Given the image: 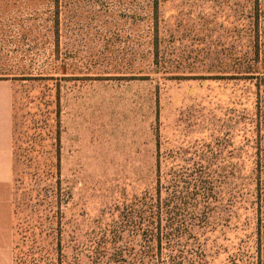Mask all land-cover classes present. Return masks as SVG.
<instances>
[{
  "label": "rangeland",
  "instance_id": "rangeland-1",
  "mask_svg": "<svg viewBox=\"0 0 264 264\" xmlns=\"http://www.w3.org/2000/svg\"><path fill=\"white\" fill-rule=\"evenodd\" d=\"M247 1L0 0V80L12 85L16 155L0 200V264H107L84 250L133 200L143 220L126 229L118 264H258L256 215L235 211L257 208L264 146L226 148L237 123L215 124L233 111V122H254L264 102V66L225 65L250 45ZM44 127L48 139L38 135ZM41 139L45 161L28 153ZM163 168L228 169L205 176V212L188 205L162 227L157 248L148 212L158 191L167 211L180 191Z\"/></svg>",
  "mask_w": 264,
  "mask_h": 264
},
{
  "label": "trees",
  "instance_id": "trees-1",
  "mask_svg": "<svg viewBox=\"0 0 264 264\" xmlns=\"http://www.w3.org/2000/svg\"><path fill=\"white\" fill-rule=\"evenodd\" d=\"M246 11L248 13V21L244 20L242 25L244 28L249 27L252 32L250 45L241 46L242 50L237 52L234 60L231 58L226 59L225 65L232 66V71L234 73H245L248 71H254V68L258 65L264 66V4L260 0H250L246 2ZM60 22L59 13H56V21L55 25L58 28ZM246 47V54L248 56H241L243 52V48ZM243 67V68H242ZM264 87V77H261L259 80L258 87ZM235 99H232L231 104L229 105L233 109L240 108ZM262 107H264V102L257 99V102L254 106L255 112L253 115L254 122H246L241 121L239 118L233 122L232 116H238V112L233 111L231 116L229 114H221L218 120H215V124L222 123H237V128L233 131V137L230 138L229 144L226 145V148H234L236 146L242 145L247 142H255L257 149L260 150L262 145L264 146V111H262ZM229 111V109L227 110ZM230 118H229V117ZM263 116V117H262ZM41 118L42 115L39 114ZM32 118V117H31ZM34 118V116H33ZM14 119V118H13ZM232 120V121H231ZM228 121V122H227ZM254 124V125H253ZM47 127H44L40 130L38 135L46 134ZM221 133V132H219ZM38 137V136H37ZM47 137V134H46ZM48 139V137H47ZM47 139H41L39 142H42L40 145L37 144V141H34L32 148L28 151L34 159H39L40 161H45V149H46V141ZM157 142L159 143V139L157 138ZM56 143H59V136L56 137ZM38 145V146H37ZM39 148V149H38ZM160 149V146L158 147ZM15 151V150H14ZM261 153L258 152L257 155ZM15 164H16V155L13 153V175L15 174ZM157 164L160 163L157 160ZM261 161H258V168H254V176H255V191L254 195L256 198L257 208L255 210L238 208L235 213L238 215L239 213L242 215L243 213H248L249 215H256V230L258 232L257 240H253V251L257 253L256 260L258 264H264V257L262 255V250L264 248V240L262 239V231L264 230V165ZM191 169H194L191 173ZM228 168H215V172L212 168H163L164 171V181L167 182L169 179L171 183L178 182L179 184V192H176L171 195L169 200L166 201L164 206L171 205L173 208L171 211L164 210L162 208L161 201V192L158 191L153 205L151 206V211L148 212L149 217L151 219V224L155 226V241L157 244V248H160L161 245V230L162 227L171 228L173 227V222L175 218H179L186 211V207L188 205H193L197 211H201V213L205 212V204L208 200L212 199L213 190L210 184L205 179V176L208 174L215 173V175H219L222 171L227 170ZM233 169V168H231ZM253 168H249L251 171ZM54 168H52V172ZM158 176L161 172V168H157ZM188 174H191L188 175ZM59 175V172L57 173ZM204 176V177H203ZM59 177V176H57ZM161 177V176H160ZM159 177V179H161ZM46 182V181H45ZM56 183L59 185V178L56 180ZM205 193L207 196H203ZM200 196L207 199V201H203ZM168 203V204H167ZM134 200L129 203L127 201H122L118 210H116L112 216H110L103 224L104 234L101 236L100 240L93 242L90 247H87L84 251L87 257L91 259L93 263H98L100 260L107 259V264H118L124 262V255L126 254V250L121 247L125 244L123 241V236L126 232V229L131 227L136 222H140L143 220L141 211H136L134 207ZM133 208V209H131ZM239 214V215H240ZM169 216V218H168ZM181 227H177V234H180ZM239 238H235V240H229L227 242L228 246L231 250L234 251V248L239 244ZM122 244V246L118 247V245ZM213 263L215 260H212ZM263 262V263H262ZM198 264H202V260Z\"/></svg>",
  "mask_w": 264,
  "mask_h": 264
},
{
  "label": "crops",
  "instance_id": "crops-1",
  "mask_svg": "<svg viewBox=\"0 0 264 264\" xmlns=\"http://www.w3.org/2000/svg\"><path fill=\"white\" fill-rule=\"evenodd\" d=\"M13 182V90L0 80V200H4Z\"/></svg>",
  "mask_w": 264,
  "mask_h": 264
}]
</instances>
